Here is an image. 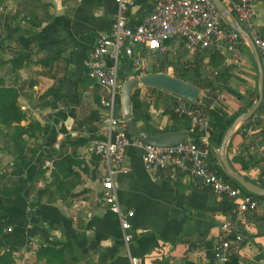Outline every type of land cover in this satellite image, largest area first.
Masks as SVG:
<instances>
[{"label":"crops","instance_id":"0c3cea01","mask_svg":"<svg viewBox=\"0 0 264 264\" xmlns=\"http://www.w3.org/2000/svg\"><path fill=\"white\" fill-rule=\"evenodd\" d=\"M128 1L132 5L125 14L126 23L134 28L153 11L155 2ZM253 5L256 31L264 39V0H253ZM117 10L115 0H0V88L19 92L18 102L26 116L21 126L39 122L43 136L38 143L46 151L54 150L50 154L55 159L68 156L78 162L72 173H63L42 153L25 172V180L39 167L46 171L45 178L33 183L34 189L0 201V243L4 245L0 256L13 249L14 264H131L129 255L139 258L140 264H218L215 246L223 223L235 219V205L190 177L174 176L169 170L158 175L147 171L142 150L128 149L125 172L115 179L122 210L134 212L135 239L129 248L124 246L118 218L103 201L105 166L88 149L109 136L101 104L107 92L89 76L87 63L98 41L111 31ZM62 49L63 57L52 72L55 78L45 75L49 70L40 61ZM108 64H112L109 59ZM226 67L233 70L229 88L241 98L222 89L212 100L203 91L199 103L219 106L238 119L253 107L248 105L258 89V69L245 44L237 53L227 54ZM127 74L131 76L124 78ZM134 77L133 67L127 73L121 66L122 83ZM58 80H64L61 97H45ZM157 91L141 88L140 99L150 105V124L169 130L174 123L165 115L163 104L167 108L180 99ZM116 112L123 118L121 105ZM0 130L4 129L0 126ZM212 154L218 156V150ZM226 156L247 180L264 183L263 109L236 127ZM0 160V171L8 179L13 165L19 164L12 142L0 139ZM243 228L245 241L234 245V256L239 264H264V215L248 214ZM66 247L62 262L51 261L45 254L38 257L43 249Z\"/></svg>","mask_w":264,"mask_h":264},{"label":"built area","instance_id":"2783aa9c","mask_svg":"<svg viewBox=\"0 0 264 264\" xmlns=\"http://www.w3.org/2000/svg\"><path fill=\"white\" fill-rule=\"evenodd\" d=\"M118 10L111 31L99 41L87 63L89 76L106 90L101 104L106 110L109 136L106 140L93 142L90 155L98 156L105 166L103 201L118 218L124 232V246L129 248L135 239L132 219L134 212L123 211L119 202L115 179L125 172L127 151L136 148L143 151V163L147 171L158 175L171 171L172 175H184L197 181L202 188L225 198L235 205L233 220L222 225L220 242L215 246L218 264H226L234 256L235 244L245 241L243 222L248 214L264 215V198L242 196L240 189L226 181L212 169L209 156V141L206 135L202 146L194 144L190 137L185 144L174 147H156L134 137L123 118L116 116L117 100L122 93L120 81L122 60H128L139 74L146 75L144 55L156 57L166 53L168 43L185 44L190 51H206L211 54L238 52L241 41L249 45L231 27L223 24L222 16L212 0H154L153 11L136 27L126 23L125 14L132 1L115 0ZM230 11L254 43L264 71V39L256 31L253 0H227ZM108 59L112 64H108ZM264 110V99L262 103ZM174 112L187 118L192 129L207 131L211 118L202 108L179 100ZM131 264H140V259L129 255Z\"/></svg>","mask_w":264,"mask_h":264},{"label":"trees","instance_id":"16d2710c","mask_svg":"<svg viewBox=\"0 0 264 264\" xmlns=\"http://www.w3.org/2000/svg\"><path fill=\"white\" fill-rule=\"evenodd\" d=\"M229 8V4L226 0H222ZM46 8V7H45ZM223 24L227 27V23L222 20ZM35 26H41L42 24H34ZM172 43H168V46H171ZM241 44H244L241 41ZM241 44L239 47H241ZM185 47L187 49V54L183 55L181 52L177 55L174 51L169 49L167 53L159 59V62L156 66L153 67L151 74L158 73H167V70L172 68L174 70V77L200 88L204 92L218 91L219 89H225L236 96H241L229 88V82L232 79L233 70L228 69L227 66V55L225 54H211L210 52L202 51H190L185 44L181 45V48ZM64 54V50H59L54 52L51 56L47 57L44 60L40 61V64L43 68L49 70L44 72L45 75H52L55 78V75L52 74L54 70V64L58 62ZM124 72L129 73L132 69L130 62L124 60L122 62ZM206 69V71L204 70ZM210 73H208V70ZM210 74V75H209ZM216 74L215 82L209 81L211 75ZM140 75L139 72L135 76ZM131 75H126L124 78H129ZM64 85V80L57 81V87H54L45 94V97L51 95L54 99H59L61 97L62 87ZM157 91L156 89H152ZM158 92V91H157ZM160 95H166L165 93L158 92ZM256 94V98L254 95ZM207 96V95H206ZM252 101L248 105L251 108L254 105V102L257 100L258 92L257 89L252 95ZM19 92L15 88H0V126L4 130L11 131L10 141L13 143L15 154L19 159V164H14L11 168L12 174L11 177L7 179V173H1L0 171V201L3 202L6 198H14L22 194L25 189H34L32 186L33 183L44 179L46 171L39 169L32 175L26 178L25 172L35 163L39 156L42 153L47 154V158L53 160L55 169L63 173H72L73 165L78 163L71 157L60 156L57 159L50 153H54V150L46 151L44 144H39L38 140L43 136V127L37 122H31L27 127L21 126L22 122L26 120V116L23 114L21 107L18 102ZM120 103V98H118ZM158 103V101H157ZM157 103L151 102L152 106H157ZM133 105V115L134 121L136 124L143 122L141 129L149 135H160L169 132H177L186 130L189 134L191 141L199 146H202V139L207 135L209 141V160L213 170H215L220 176H222L226 181L233 184L236 188L240 189L242 196H251L256 197L248 192H246L237 182L233 181L229 176L226 175L224 169L219 163L217 154H212V150H218L223 142L224 136L226 135L229 128L235 122L237 116L229 115L223 108L219 106L212 107L210 104L203 105L198 103L197 105H192L193 107L204 109L211 118L210 127L207 131H201L199 129H192L190 121L187 118L179 117L175 114L174 108L176 107L175 102L169 103L168 107L165 110V115L169 116L170 120L173 121L174 125L169 130H157L150 123L152 116L149 112L150 105L142 102L140 99V90L134 92L132 97ZM246 108L243 109L240 114L246 112ZM261 109L258 111L260 112ZM257 112V113H258ZM239 114V115H240ZM1 163V160H0ZM41 163V161H38ZM259 186L264 188V183L259 184ZM209 190V189H208ZM45 191H39L38 197H41ZM234 206V205H233ZM235 208V206H234ZM1 228V232H3ZM4 246L3 243H0V247ZM68 247V246H67ZM64 249L56 250L54 248L43 249L39 253V259L42 258V255H46L49 260H60L63 261L65 256ZM69 248V247H68ZM13 249L6 252L0 256V264H14L13 260ZM76 261V258L72 259ZM226 264H239V260L236 256L232 257Z\"/></svg>","mask_w":264,"mask_h":264},{"label":"water","instance_id":"95a60500","mask_svg":"<svg viewBox=\"0 0 264 264\" xmlns=\"http://www.w3.org/2000/svg\"><path fill=\"white\" fill-rule=\"evenodd\" d=\"M217 10L220 12L223 20L237 32L244 41L249 45L254 62L258 69V96L253 107L232 124L224 136L223 142L218 149V159L227 176L237 182L246 192L264 198V188L247 180L243 175L239 174L229 162L226 156V148L231 135L237 126L250 121L253 116L261 109L264 99V71L258 54V51L252 42L248 33L240 26L233 13L222 0H212ZM141 88H154L168 95L184 100L192 105L200 102L203 91L191 84H188L176 77L166 73L148 74L141 77H134L125 81L121 93V106L123 119L126 122L129 132L142 142L156 147H174L188 142L189 134L186 130L169 132L157 136L145 133L141 127L134 121L132 97L135 91Z\"/></svg>","mask_w":264,"mask_h":264},{"label":"rangeland","instance_id":"374dc122","mask_svg":"<svg viewBox=\"0 0 264 264\" xmlns=\"http://www.w3.org/2000/svg\"><path fill=\"white\" fill-rule=\"evenodd\" d=\"M183 44V43H182ZM182 44H178L177 42H172V46H171V48H172V50L174 51V53H177V55L179 54V52H181V54H183V55H186L187 54V49L185 48V47H182L181 48V45ZM170 48V49H171ZM169 51V50H168ZM167 53V52H166ZM166 53H164V54H162V55H160V56H154V57H152V56H148V55H144V59L146 60V64H147V71H149L150 72V74H151V71H152V69H153V67L154 66H156L157 64H158V62H159V59H161L162 58V56H164ZM126 61H128V60H126ZM252 61V60H251ZM122 62H123V60H122ZM129 62V61H128ZM253 63V62H252ZM172 68H170V70H171ZM135 70V74L138 72V70L137 69H134ZM205 71H206V69H204ZM208 70V69H207ZM167 73L169 74V69L167 70ZM170 75L171 76H173L174 77V70L172 69L171 71H170ZM208 73H210L209 72V70H208ZM210 75V74H209ZM215 80H216V74H214V75H211L210 76V78H209V81H212V82H215ZM120 81H122V80H120ZM221 94V90L219 89L218 91H211V92H205V95H210V97L212 98V100H215L219 95ZM119 98H121V95L119 96ZM254 98H256V94L254 95ZM208 101V100H207ZM206 101V102H207ZM120 102H121V100H120ZM209 102H212V101H209ZM120 103H119V101L117 102V111L119 110V108H120ZM205 105H207V104H205ZM163 107L166 109V105L165 104H163ZM175 109V108H174ZM117 113V112H116ZM116 116H117V114H116ZM167 117V116H166ZM169 117V116H168ZM171 122H173L172 120H170ZM154 124H155V121L153 122ZM7 131V132H6ZM10 136H11V131H8V130H0V139H2L3 141H6L7 140V142H8V144H10Z\"/></svg>","mask_w":264,"mask_h":264}]
</instances>
